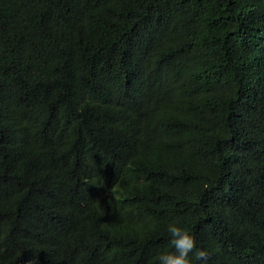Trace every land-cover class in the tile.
I'll return each instance as SVG.
<instances>
[{
  "label": "trees",
  "instance_id": "16d2710c",
  "mask_svg": "<svg viewBox=\"0 0 264 264\" xmlns=\"http://www.w3.org/2000/svg\"><path fill=\"white\" fill-rule=\"evenodd\" d=\"M173 221L264 264V0H0V264H157Z\"/></svg>",
  "mask_w": 264,
  "mask_h": 264
},
{
  "label": "clouds",
  "instance_id": "9594fccd",
  "mask_svg": "<svg viewBox=\"0 0 264 264\" xmlns=\"http://www.w3.org/2000/svg\"><path fill=\"white\" fill-rule=\"evenodd\" d=\"M170 236L171 250L161 252L157 257V264H207L208 253L197 247L194 235L179 222H170L167 226Z\"/></svg>",
  "mask_w": 264,
  "mask_h": 264
}]
</instances>
